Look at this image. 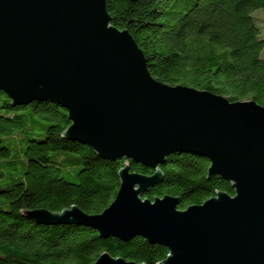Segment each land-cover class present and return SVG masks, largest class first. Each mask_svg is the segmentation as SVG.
<instances>
[{
	"label": "water",
	"instance_id": "1",
	"mask_svg": "<svg viewBox=\"0 0 264 264\" xmlns=\"http://www.w3.org/2000/svg\"><path fill=\"white\" fill-rule=\"evenodd\" d=\"M106 0H0V90L10 105L50 101L67 111L62 137L108 160L152 174L118 171L101 212L77 205L20 212L37 224L86 226L101 237H142L168 253L157 264H264V106L154 78ZM174 152L209 161L206 178L229 181L200 204L143 194L163 179ZM93 264H145L102 252Z\"/></svg>",
	"mask_w": 264,
	"mask_h": 264
},
{
	"label": "trees",
	"instance_id": "2",
	"mask_svg": "<svg viewBox=\"0 0 264 264\" xmlns=\"http://www.w3.org/2000/svg\"><path fill=\"white\" fill-rule=\"evenodd\" d=\"M258 9L264 10V0H106L110 22L128 29L154 78L264 106V60L260 57L264 36L252 17ZM10 101L0 90L1 109L31 106L55 115L57 121L40 138L27 140L23 176L0 190L8 205L0 207V264H93L102 252L145 264L164 259L167 249L142 237L124 241L101 237L86 226L37 224L20 212L60 211L77 205L87 213H99L115 197L117 171L125 163L134 172L154 171L124 158H101L88 146L62 137L70 121L67 111L53 102L12 106ZM23 118V114H0V133L21 125ZM52 152L63 153L62 160L52 159ZM208 166L205 158L174 152L160 165L162 181L142 198L178 196V208L184 209L202 203L215 190L233 195L229 181L218 175L206 178Z\"/></svg>",
	"mask_w": 264,
	"mask_h": 264
},
{
	"label": "rangeland",
	"instance_id": "3",
	"mask_svg": "<svg viewBox=\"0 0 264 264\" xmlns=\"http://www.w3.org/2000/svg\"><path fill=\"white\" fill-rule=\"evenodd\" d=\"M256 25L260 29L261 36H264V10L258 9L252 12ZM264 60V48L260 52ZM62 108V107H61ZM63 112L62 109H58ZM0 114L7 116L23 114L21 125H16L10 132L0 133V190L6 187L14 179L23 176L25 171L24 148L29 138H40L44 135L46 128L54 124L57 119L53 114H46L34 110L28 106L17 110L1 109ZM63 153H51L52 159L60 162ZM67 176V175H66ZM7 198L0 193V207L7 208Z\"/></svg>",
	"mask_w": 264,
	"mask_h": 264
}]
</instances>
